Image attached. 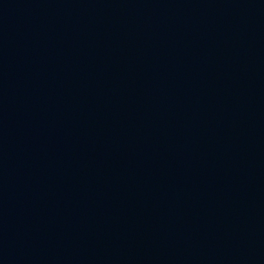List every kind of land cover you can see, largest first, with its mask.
Segmentation results:
<instances>
[{
	"label": "water",
	"instance_id": "water-1",
	"mask_svg": "<svg viewBox=\"0 0 264 264\" xmlns=\"http://www.w3.org/2000/svg\"><path fill=\"white\" fill-rule=\"evenodd\" d=\"M0 264H264V0H0Z\"/></svg>",
	"mask_w": 264,
	"mask_h": 264
}]
</instances>
